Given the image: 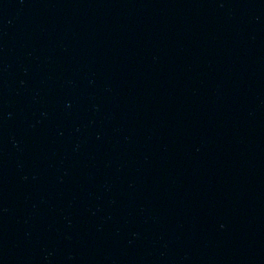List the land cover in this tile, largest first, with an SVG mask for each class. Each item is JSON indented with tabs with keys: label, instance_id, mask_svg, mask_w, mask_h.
Returning <instances> with one entry per match:
<instances>
[{
	"label": "water",
	"instance_id": "water-1",
	"mask_svg": "<svg viewBox=\"0 0 264 264\" xmlns=\"http://www.w3.org/2000/svg\"><path fill=\"white\" fill-rule=\"evenodd\" d=\"M0 264H264V0H0Z\"/></svg>",
	"mask_w": 264,
	"mask_h": 264
}]
</instances>
